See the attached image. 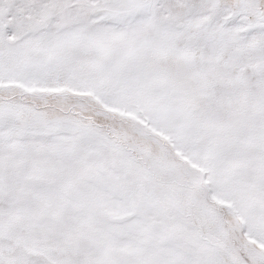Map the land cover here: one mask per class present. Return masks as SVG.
Here are the masks:
<instances>
[{"label": "snow or ice", "instance_id": "1", "mask_svg": "<svg viewBox=\"0 0 264 264\" xmlns=\"http://www.w3.org/2000/svg\"><path fill=\"white\" fill-rule=\"evenodd\" d=\"M0 264H264V0H0Z\"/></svg>", "mask_w": 264, "mask_h": 264}]
</instances>
